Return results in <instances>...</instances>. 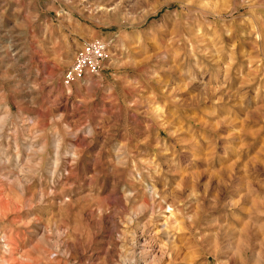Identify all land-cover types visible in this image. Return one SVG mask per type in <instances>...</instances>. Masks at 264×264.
<instances>
[{
  "label": "rangeland",
  "instance_id": "obj_1",
  "mask_svg": "<svg viewBox=\"0 0 264 264\" xmlns=\"http://www.w3.org/2000/svg\"><path fill=\"white\" fill-rule=\"evenodd\" d=\"M0 264H264V0H0Z\"/></svg>",
  "mask_w": 264,
  "mask_h": 264
},
{
  "label": "built area",
  "instance_id": "obj_2",
  "mask_svg": "<svg viewBox=\"0 0 264 264\" xmlns=\"http://www.w3.org/2000/svg\"><path fill=\"white\" fill-rule=\"evenodd\" d=\"M109 41L95 38L79 46L70 66L66 69L63 82L68 85L85 74H97L105 59L109 57Z\"/></svg>",
  "mask_w": 264,
  "mask_h": 264
},
{
  "label": "bare ground",
  "instance_id": "obj_3",
  "mask_svg": "<svg viewBox=\"0 0 264 264\" xmlns=\"http://www.w3.org/2000/svg\"><path fill=\"white\" fill-rule=\"evenodd\" d=\"M97 9H99V8H97ZM101 9V8H100Z\"/></svg>",
  "mask_w": 264,
  "mask_h": 264
}]
</instances>
